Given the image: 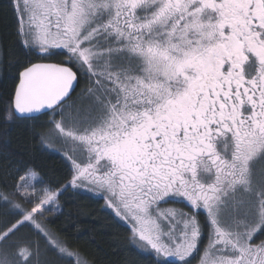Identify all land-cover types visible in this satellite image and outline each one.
Segmentation results:
<instances>
[{
    "label": "snow or ice",
    "instance_id": "6c2138e0",
    "mask_svg": "<svg viewBox=\"0 0 264 264\" xmlns=\"http://www.w3.org/2000/svg\"><path fill=\"white\" fill-rule=\"evenodd\" d=\"M9 7L27 59L5 118L43 110L54 133L45 148L61 140L76 148L55 149L67 178L47 199L69 188L99 194L153 264H191L197 253L198 264H264V239H256L264 222L250 226L239 212L252 161L237 183L221 181L215 167L222 137L245 147L264 139V0ZM81 80L78 103H68ZM170 201L184 207H162ZM256 208L264 221V191Z\"/></svg>",
    "mask_w": 264,
    "mask_h": 264
},
{
    "label": "trees",
    "instance_id": "16d2710c",
    "mask_svg": "<svg viewBox=\"0 0 264 264\" xmlns=\"http://www.w3.org/2000/svg\"><path fill=\"white\" fill-rule=\"evenodd\" d=\"M15 26L9 0H0V49L4 54L0 60V256L11 258V264H78L73 256L87 264H153V258L132 243L129 228L99 197L69 188L56 197L60 211L44 219V233L26 222L23 212L6 199L30 170L52 191L59 186L57 180L62 184L67 178L61 155L46 149L42 140L51 127L46 124L47 114L5 118V105L27 59L12 35ZM60 59V54L52 58L53 62ZM32 62L38 61L33 58ZM84 86L81 80L67 102L76 101ZM17 165H22L19 171ZM256 239H264V232ZM200 256H193L191 264H197Z\"/></svg>",
    "mask_w": 264,
    "mask_h": 264
},
{
    "label": "rangeland",
    "instance_id": "374dc122",
    "mask_svg": "<svg viewBox=\"0 0 264 264\" xmlns=\"http://www.w3.org/2000/svg\"><path fill=\"white\" fill-rule=\"evenodd\" d=\"M47 132L48 133H46L42 138L43 143L52 142V140H53L54 133H52L51 127H50V130H48ZM61 148H65V149L68 148L69 150H73V151L76 150L75 145H73L72 143H65L62 140L61 141H55L52 150L55 151V149H61ZM62 151H63V149H61V152ZM215 167L220 171L219 176L221 179V177H223V176H221L222 173H226V172H224L225 168L220 164V162H218V164ZM242 170H243V168H239L238 170L234 171V173H235L234 175L237 177V179H240L241 173H244L245 175H247V169H245L243 171ZM229 171H232V170H229ZM33 173L36 175V173L33 172L32 170L25 173L22 176L18 186L16 187L17 188L16 191L13 194L6 197V199L11 200L13 205L18 210L23 212L24 218H25L24 220L26 222H28L30 225H33L38 231L44 233V232H46L43 229L44 219L58 213L60 211V207H59V203H58L56 197H54L52 200H48L46 198L49 193H54L55 191L54 190L52 191L51 189L46 187L41 182L39 176L36 175L38 177V179L35 182H33L31 179H29V180L25 179L26 176H29L30 174H33ZM254 175H255L254 172H252V170H251V180H252L251 195L245 196L244 197L245 203L243 205L239 206V212L241 214V217L244 220H246V222L250 226L255 225L258 222H264V221H262V218L257 215V208H256L258 193L261 191H264V184L258 185L257 182H259V180H254L256 178L255 177L256 175L255 176ZM221 181H225V179H221ZM79 191H82L83 193H88V194H90L96 198L97 197L101 198L99 196V194H94L92 191H88V190H79ZM237 196L239 197L240 194L238 193ZM101 199L104 202V207H106V209L108 211L110 210L114 215V210L106 206L105 199H103V198H101ZM182 205L179 203L170 201V202H168V204L162 205V207H164V208H167L170 206L183 207ZM118 220L120 222H122L124 225H126L128 228L130 227L126 221H122L120 219H118ZM259 234L260 233H258L257 235H259ZM209 255H211V254H209ZM73 257L75 258V260L78 264H87V263L83 262L80 258H77L75 256H73ZM0 258H1L0 264H11L10 262H12L11 258L2 257V256H0ZM199 258L201 259L202 255ZM197 264H198V262H197Z\"/></svg>",
    "mask_w": 264,
    "mask_h": 264
},
{
    "label": "flooded vegetation",
    "instance_id": "af4514ba",
    "mask_svg": "<svg viewBox=\"0 0 264 264\" xmlns=\"http://www.w3.org/2000/svg\"><path fill=\"white\" fill-rule=\"evenodd\" d=\"M219 145V162L225 168L224 172L236 171L239 168L248 169L247 162L251 160V170L257 178L254 177V180H259L258 185L264 184L262 182L264 181V139H257L251 142L248 147H245L244 143H241L240 139L233 135L231 138L222 137ZM225 148H227V154L223 151ZM233 164L236 165L235 169L232 168ZM226 165L227 167H225ZM221 176H223L221 179H225L229 183H237L240 180L235 175L228 177L225 173H222ZM224 186L227 187L226 184Z\"/></svg>",
    "mask_w": 264,
    "mask_h": 264
},
{
    "label": "water",
    "instance_id": "95a60500",
    "mask_svg": "<svg viewBox=\"0 0 264 264\" xmlns=\"http://www.w3.org/2000/svg\"><path fill=\"white\" fill-rule=\"evenodd\" d=\"M43 110L41 113H27V114H24L23 116H21L20 114H15V117L17 118H25V119H28V118H35V117H39V115H43Z\"/></svg>",
    "mask_w": 264,
    "mask_h": 264
},
{
    "label": "clouds",
    "instance_id": "9594fccd",
    "mask_svg": "<svg viewBox=\"0 0 264 264\" xmlns=\"http://www.w3.org/2000/svg\"><path fill=\"white\" fill-rule=\"evenodd\" d=\"M47 198V197H46Z\"/></svg>",
    "mask_w": 264,
    "mask_h": 264
}]
</instances>
